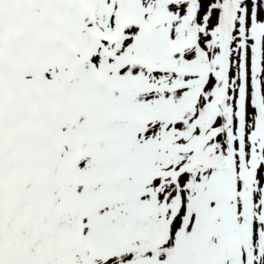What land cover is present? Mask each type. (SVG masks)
<instances>
[{
    "label": "snow or ice",
    "instance_id": "6c2138e0",
    "mask_svg": "<svg viewBox=\"0 0 264 264\" xmlns=\"http://www.w3.org/2000/svg\"><path fill=\"white\" fill-rule=\"evenodd\" d=\"M0 264H264V0H0Z\"/></svg>",
    "mask_w": 264,
    "mask_h": 264
}]
</instances>
